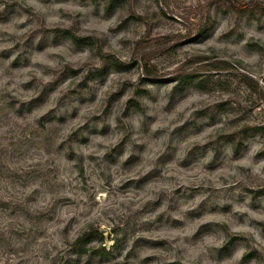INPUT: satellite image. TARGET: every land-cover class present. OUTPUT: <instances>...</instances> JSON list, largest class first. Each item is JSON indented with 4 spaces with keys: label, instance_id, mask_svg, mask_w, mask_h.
I'll use <instances>...</instances> for the list:
<instances>
[{
    "label": "rangeland",
    "instance_id": "obj_1",
    "mask_svg": "<svg viewBox=\"0 0 264 264\" xmlns=\"http://www.w3.org/2000/svg\"><path fill=\"white\" fill-rule=\"evenodd\" d=\"M0 264H264V0H0Z\"/></svg>",
    "mask_w": 264,
    "mask_h": 264
},
{
    "label": "trees",
    "instance_id": "obj_2",
    "mask_svg": "<svg viewBox=\"0 0 264 264\" xmlns=\"http://www.w3.org/2000/svg\"><path fill=\"white\" fill-rule=\"evenodd\" d=\"M116 65V63H114ZM96 233V232H95ZM96 235H92L90 232L84 231L82 234L77 236L74 242V252L82 254L86 252V245L94 239ZM103 249V248H102Z\"/></svg>",
    "mask_w": 264,
    "mask_h": 264
}]
</instances>
